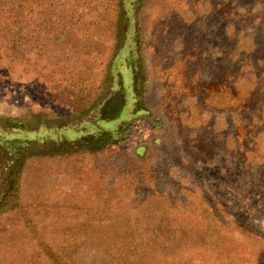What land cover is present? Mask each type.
Here are the masks:
<instances>
[{"label":"rangeland","instance_id":"374dc122","mask_svg":"<svg viewBox=\"0 0 264 264\" xmlns=\"http://www.w3.org/2000/svg\"><path fill=\"white\" fill-rule=\"evenodd\" d=\"M121 2L0 0V264H264V0Z\"/></svg>","mask_w":264,"mask_h":264},{"label":"trees","instance_id":"16d2710c","mask_svg":"<svg viewBox=\"0 0 264 264\" xmlns=\"http://www.w3.org/2000/svg\"><path fill=\"white\" fill-rule=\"evenodd\" d=\"M121 4L122 5L120 8L119 22L120 25H122L121 38L125 39L126 35H128L126 31V27H128L129 25L128 14L131 11L132 7L135 5V0H122ZM120 42H121L120 49H122L125 40L123 41L121 40ZM253 50H255V48H253ZM127 51H128L127 56L123 58V61L127 68H129L131 71H134L133 60L130 54L132 52V49L128 48ZM251 60L252 59L250 57L247 58L246 62L248 65H252ZM241 62H243V60H241ZM237 97H238L237 93L234 94L232 93L233 99H236ZM240 108L245 109L246 107L240 106ZM7 128L9 132H4L0 134V160L2 162V169H3L1 173L2 183L0 188L1 189L0 210L6 207L10 203L11 198L9 194H12L13 191L15 190L17 173L19 172L21 163L25 158L24 154L28 152L27 150L30 149L35 143V139H28L26 137V133H24L25 136H23L22 133L23 129H21L22 127L19 123H8ZM249 128L250 127H243V131ZM107 138L111 139V136L108 135ZM90 140L85 138V139H81V142L87 143ZM63 145H65L64 152H69L75 148L73 142L70 141ZM51 146L52 148H58L59 142L52 141ZM29 155H26V157H28Z\"/></svg>","mask_w":264,"mask_h":264}]
</instances>
